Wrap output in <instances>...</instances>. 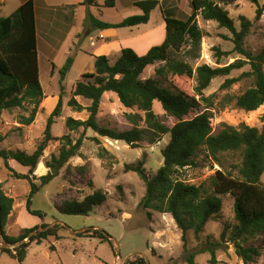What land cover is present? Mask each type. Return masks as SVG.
<instances>
[{
  "label": "trees",
  "instance_id": "obj_1",
  "mask_svg": "<svg viewBox=\"0 0 264 264\" xmlns=\"http://www.w3.org/2000/svg\"><path fill=\"white\" fill-rule=\"evenodd\" d=\"M236 1L190 0L191 13L183 19L176 16L177 7L174 0L134 1L132 6L142 13L129 16L117 24L101 22L88 14L95 29H121L147 24L151 12L158 9L165 22V37L160 45L151 47L144 55H138L134 50L125 48L113 62L106 56L95 57L93 72L81 76L75 83L67 102V106L75 112L86 111L89 114L88 119L82 121L69 117L64 125L69 132L78 131L80 128L84 131L90 129L99 137L122 141L132 149L137 148L140 142L145 141L149 145H154L160 142L163 136H169L168 143L161 151L163 164L151 178L146 175L143 162L124 165L125 172H134L144 183L145 194L139 206L146 211V217L151 220L150 211L170 215L181 232L182 246L186 251L187 233L191 231L197 238L206 224L220 214L222 210L220 196L230 194L234 199V223L223 229L219 239L223 241L227 236V240L234 245L235 255L242 263L252 264L261 256L260 249L254 246L245 247L243 243L258 238L264 242V186L260 180L264 173V125L259 130L248 126L238 129L223 124L221 130L214 133L208 113L186 119L198 106L195 99L175 88L163 86L171 78H194L195 95L203 98V92L213 80L226 78L233 71L248 66L249 71L242 73L238 78H226L222 88H229L242 78L252 79V86L236 97L235 106L246 112H253L264 106V48L258 52L245 48V40L250 33L252 23L240 17L239 28L236 27L223 8ZM246 1L255 6V21L259 20L264 12V3L260 5L258 0ZM82 4L97 6V0H83ZM114 6L115 0H106L103 4L106 8ZM76 7L77 5L63 7L66 17L71 22ZM198 16L204 21L217 23L219 28L227 30L232 35L233 49L230 52L214 48V58L218 65L215 68L208 65L193 68L188 63L170 56L171 52L177 53L185 45H189L191 51L200 48L203 34L197 25ZM233 53L241 58L220 66L223 58ZM72 64L73 58L69 57L59 70L60 94L55 108L48 116L42 143L30 155L21 151L0 150V159L4 161V167L10 176L29 183L30 193L25 209L28 214L40 219L44 217L42 213L32 209L33 196L42 186L49 184L58 176L59 170L70 158L79 156L78 152L82 145V138L72 144L68 136L58 139L51 135V127L62 113L64 80ZM155 64L159 66L155 68L153 76L141 79L145 69ZM109 92L117 96L124 108H136L143 114V116L138 113L126 115L132 125L130 130L116 131L97 124L96 116L102 96ZM76 97L90 101V105L83 107L77 102ZM43 100L36 46L35 3L33 0H28L11 16L0 17V120L4 110L23 108L25 103H31L34 107L29 116L21 119L23 125H30ZM205 100L208 106H212L209 100ZM154 102L160 103L166 116L177 120L172 127L166 126L154 113ZM52 140H62L68 148H63L57 158L52 157L51 162L45 163L49 172L38 178L40 181L38 186L32 181L33 172L43 155L45 144ZM2 141L3 138L0 137V142ZM200 148H204L207 155L219 165L220 155L239 154L240 164L233 167L237 170L238 176L232 177L221 170L216 171L212 177L213 189L210 192L202 186L190 185L179 179L180 170L195 165L194 158ZM9 160H14L22 167L28 168V173L16 172L8 165ZM77 171L83 175V167L77 168ZM89 185L92 186V183ZM106 199L105 193L95 191L81 201H64L56 209L64 215L87 216L94 207L105 203ZM12 210L13 199L3 191L0 183V239L3 244L1 251L14 257L19 264H24L31 243L41 244L49 237L59 240L58 232L62 227L48 224L23 229L17 237L9 236L5 229ZM93 234L94 238L110 243L104 231L94 230ZM215 244L211 243L208 237L205 248L187 255L186 264H196L195 257L204 253L210 255L209 264H219L213 247H219L220 243ZM51 251H54L53 247ZM127 264H146V262L138 259Z\"/></svg>",
  "mask_w": 264,
  "mask_h": 264
},
{
  "label": "rangeland",
  "instance_id": "obj_2",
  "mask_svg": "<svg viewBox=\"0 0 264 264\" xmlns=\"http://www.w3.org/2000/svg\"><path fill=\"white\" fill-rule=\"evenodd\" d=\"M174 1H176V16L178 18L183 19L190 15V0ZM258 1L260 5L264 3V0ZM104 2L105 0H98V6L93 7V11L96 12L97 9H100L103 12L105 11V14L112 13L115 15V13H118L121 16L127 13L128 9L126 7L129 6L130 1L120 0L119 5L122 9L118 11L102 8ZM223 8L234 21L236 27L239 28L240 17H244L252 23L250 33L245 40V48L252 52L263 49L264 12L260 19L255 21L256 8L246 0H237L235 3ZM6 10L1 11L0 15L8 17L15 12V10L8 12ZM85 14L87 21L90 22L88 14L86 12ZM118 20L122 19L119 18ZM196 21L203 34L200 48L191 51L189 50L190 46L185 45L179 52H171L170 56L188 63L193 68L199 65H208L215 68L218 65L214 58V48H219L223 52H230L233 49L232 35L227 30L219 28L217 23L213 21H204L200 16L196 18ZM89 22L88 26H90ZM160 22H162L160 11L155 10L152 12L150 22L146 26H141L140 29L143 30L147 27L157 29L159 26L157 24ZM84 29L82 16L79 14V22L71 32L70 40L74 41L76 46L82 45L84 48H88V42L84 40ZM121 33L125 36L127 32L121 30ZM135 45H140V43L136 41ZM72 50L75 51L76 48ZM81 50L77 52L75 59L71 56L75 63L64 82L65 94L63 96L62 113L60 117L55 119L51 127V135L58 139L68 136L72 144L77 139L82 138V145L78 152L79 156L70 158L59 170L58 176L49 184L42 186L39 192L33 196L32 209L41 212L44 216L43 219L28 214L25 209L26 200L30 193L29 183L25 180L13 179L5 169L4 161L0 159V183L3 191L13 199V210L6 225V233L9 236L17 237L23 229L33 228L41 224L62 227L58 232L59 240L49 237L41 244L31 243L27 249L24 264H127L138 259H143L146 264H186L187 255L205 248L208 237L214 245L220 243L219 247H213L216 251V258L223 261L219 264H224V261L227 260L229 264H243L235 255L234 245L227 240V236L223 241L219 239L223 229L234 223V199L230 194L220 196L222 200L220 214L206 224L203 232L197 238L194 237L191 231L187 233L186 251L182 246L181 232L170 215L150 211L152 216L151 220H148L145 214L146 211L139 206L145 194L144 183L134 172H125L124 165H135L143 162L145 173L151 178L163 164L161 151L168 143L169 136H163L161 141L154 145H149L145 141L140 142L137 148L132 149L122 141H111L99 137L90 129L84 131L80 128L74 132L66 130L64 124L67 118L71 117L75 120L84 121L89 116L86 111L78 113L67 106L72 88L79 80L81 73L85 70H93L94 61L84 54L88 51ZM68 58H64L63 65ZM238 58L241 57L233 53L223 58L220 66L230 64ZM40 64V83L46 91V95L49 96L48 100H43L39 105L38 113L30 125H23L21 119L29 116L34 107L31 103H25L23 108H13L2 112L0 137L3 138V141L0 142V150L21 151L30 155L44 139L48 116L58 101L57 99L54 103L51 97L58 95L60 89L58 78L53 79L48 76L49 67L42 55ZM158 66L159 64H155L147 67L141 75V79L152 77L155 68ZM247 71H249L248 66L233 71L226 78H238ZM226 78L213 80L211 85L203 92V98L195 95L194 87L196 83L194 78H171L163 86L175 88L195 99L198 106L191 111L186 119L208 113L211 117L210 124L214 133L220 131L223 124L238 129L242 126H248L261 130L264 125V106L253 112H246L235 106L236 97L249 89L253 80L242 78L229 88H222ZM205 99L209 100L212 106H208ZM77 102L83 107L90 105V101L83 98H80ZM153 111L168 127H172L177 122L176 119L165 115L158 102H154ZM135 113L143 116L136 108H124L118 101L117 96L111 93L102 96L96 122L104 128L126 131L132 128L126 115ZM63 148L67 149L68 147H65L62 140H52L45 144L43 155L39 160L40 163L33 172L34 179L32 181L36 185H40L38 178L49 172L45 163L51 162L52 157L57 158ZM218 159L220 165L207 155L204 148H200L194 158L195 165L180 170L178 178L190 185L202 186L210 192L213 189L212 177H214L216 171L221 170L232 177L238 176L237 170L233 167L240 164L239 154H222ZM8 165L18 173H28V168H23L13 160H9ZM80 167H83V175L80 171H77V168ZM260 180L264 186V173ZM89 183H92V186ZM95 191L105 193L107 199L102 205L94 207L93 211L87 216L64 215L56 209L64 201H81ZM94 230L104 231L110 243L94 238ZM79 234L82 236H78ZM27 241L25 240V242ZM1 246L3 244L0 239V264H19L14 257L2 252ZM243 246L258 247L261 256L252 264H264V242L260 238L250 239L243 243ZM52 247L54 251H51ZM10 249H13V247H10ZM209 259L210 255L208 253L200 254L195 257V263L209 264Z\"/></svg>",
  "mask_w": 264,
  "mask_h": 264
},
{
  "label": "crops",
  "instance_id": "obj_3",
  "mask_svg": "<svg viewBox=\"0 0 264 264\" xmlns=\"http://www.w3.org/2000/svg\"><path fill=\"white\" fill-rule=\"evenodd\" d=\"M27 1L28 0H0V12L5 11L6 9L7 12L10 10L16 11L20 6H22ZM33 1L35 3L36 46H37V54H38L39 82L41 80V64H40L41 55L45 58L46 64L49 67L48 76L53 79L57 77L59 81V70L63 66V61L65 60L64 58L73 56L75 59V57L77 56V52L82 51L81 49L87 50L88 53L87 52L86 53L83 52V53L86 54L93 61L95 57L106 56L113 62L120 55L122 49L130 48L136 51L138 55H144L151 48V46L160 44L164 41L165 22L163 18H162V22L157 24V26L159 25L157 29L151 27L150 28L147 27L146 29L143 30L140 29L141 26H146L150 22L149 19V22L147 24H142L135 27L100 30V29H95L91 23V20L89 19L90 20L89 22L85 17L86 15L85 12H86L87 14H90L93 18L101 22L108 24H117L129 16L139 15L142 13L139 9L132 6V3L134 1H140V0H128L130 1L129 6L126 7L128 11L127 13L121 16L118 13H115V15L112 13L105 14V11L103 12L100 9H97L96 12H94L92 8L95 6H85L82 4L83 0H33ZM119 3L120 0H115L114 7L106 8L102 6V8L113 9L118 11L122 9ZM69 5H77L73 13L72 22L69 20L68 17H66L65 11L63 9V7ZM152 12L150 14V18ZM79 14H81L82 24L85 26L83 33L85 35L84 40L85 41L87 40L88 42V48H84L82 45L76 46L75 42L70 40V34L73 28L79 22ZM0 17L3 16L0 15ZM119 18H121L122 20H118ZM88 22L90 26H88ZM121 30H126L127 33L125 36L121 33ZM136 41H138L140 45H135ZM73 48H76V50L73 51L72 50ZM74 59L71 69L66 75V78L68 74L71 72L72 67L75 63ZM93 70L91 69L85 70L84 72L81 73L79 79L83 74L87 72L92 73ZM41 88L43 91L44 100H46L49 96L46 95V91L43 89L42 86ZM59 93L60 91H58V95ZM107 94H111V92L105 93L104 95L107 96ZM58 95L51 97V100H53L54 103L57 101L59 97ZM80 98L81 97H76V100H79ZM217 260L218 262H223L219 258ZM224 263L229 264L228 260L224 261Z\"/></svg>",
  "mask_w": 264,
  "mask_h": 264
}]
</instances>
